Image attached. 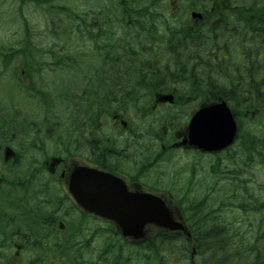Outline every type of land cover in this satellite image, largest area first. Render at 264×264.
Wrapping results in <instances>:
<instances>
[{
  "label": "flooded vegetation",
  "instance_id": "1",
  "mask_svg": "<svg viewBox=\"0 0 264 264\" xmlns=\"http://www.w3.org/2000/svg\"><path fill=\"white\" fill-rule=\"evenodd\" d=\"M73 12L70 41L57 31L0 57V264H208L202 238L222 234L212 231L254 235L255 218L247 228L182 209L202 206V154L211 170L230 150L190 144L193 116L230 104L202 76L220 66L229 85L239 47L253 53L264 0H103ZM121 192L159 196L180 227L86 208ZM239 253L237 264H264Z\"/></svg>",
  "mask_w": 264,
  "mask_h": 264
},
{
  "label": "trees",
  "instance_id": "2",
  "mask_svg": "<svg viewBox=\"0 0 264 264\" xmlns=\"http://www.w3.org/2000/svg\"><path fill=\"white\" fill-rule=\"evenodd\" d=\"M20 1L22 4L46 3L56 7L57 9H46L48 25L52 29L48 34L55 37L56 32L52 27L62 23L63 33L72 34L75 27L73 19L76 15L73 8L53 5V0ZM24 23L29 25L27 19ZM255 26L253 53L248 51V44L245 43L238 49L237 63L227 66L231 77L230 86L220 66H213V72L202 76V81L211 88L213 94L220 91L223 97L228 99L238 116L242 135L228 154L223 156L225 158L218 159L212 165V179L208 183H202L204 194L199 199L202 201V206L183 208V210L185 216L193 219L235 218L241 223H246L244 220L252 217L256 219L255 224L259 229L251 232L254 235L249 238L239 237V231L234 233L232 228L212 231L222 234L212 238H202V261L206 259L208 264H237L242 257L239 253L242 249L254 250L255 263L264 261V179H260L258 173L260 170L257 171V167H264V31L257 29L264 26L263 16L260 15L255 20ZM30 32V28H27L26 40H32ZM66 49L71 50L70 47ZM247 111L254 112L253 123ZM221 224L225 226L231 223L221 221ZM246 225L247 228L250 226L247 223ZM225 233L234 235H225Z\"/></svg>",
  "mask_w": 264,
  "mask_h": 264
},
{
  "label": "water",
  "instance_id": "3",
  "mask_svg": "<svg viewBox=\"0 0 264 264\" xmlns=\"http://www.w3.org/2000/svg\"><path fill=\"white\" fill-rule=\"evenodd\" d=\"M237 134V122L231 109L226 102L207 106L198 111L192 118L190 125L191 143L197 145L205 151H219L226 148L234 141ZM75 182H72V186ZM80 195L82 192L75 191ZM122 200H110V206L89 207V211H94L105 216L126 217L132 216L142 220V223L155 222L165 227H180L173 225V215L165 202L150 194L141 195L140 198H127L122 194ZM82 204H89L88 199L80 200ZM118 202V205H114ZM129 204V205H128Z\"/></svg>",
  "mask_w": 264,
  "mask_h": 264
},
{
  "label": "rangeland",
  "instance_id": "4",
  "mask_svg": "<svg viewBox=\"0 0 264 264\" xmlns=\"http://www.w3.org/2000/svg\"><path fill=\"white\" fill-rule=\"evenodd\" d=\"M95 4L103 3V0H93ZM92 0H53V5H64L73 9L87 10L91 7ZM46 9H57L50 5L43 3L41 5L35 3H24L20 0H0V57L3 52L7 51V48L13 44L17 46V42L23 41L26 36V28L24 27L25 19L33 24L35 28L32 35V40L44 41L54 40L45 34H40L39 30L44 29V18L47 16ZM42 10H44L42 12ZM54 14V13H49ZM48 18V17H47ZM25 29V33L23 31ZM69 34L64 37V40L70 41ZM4 46V47H2ZM21 62V57L16 60V64ZM6 77H2L0 80V89H3L2 81ZM211 163V157L205 156L202 167V183L210 181L212 179L211 171H209V165ZM260 170V171H258ZM257 171L260 174V179H264V167H257ZM202 192L198 193V197H202L204 194V188L202 186Z\"/></svg>",
  "mask_w": 264,
  "mask_h": 264
}]
</instances>
